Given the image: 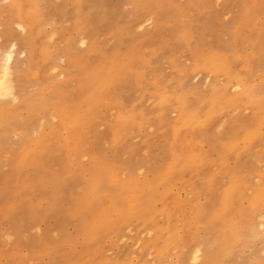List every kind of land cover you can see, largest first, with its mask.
I'll list each match as a JSON object with an SVG mask.
<instances>
[{"label": "rangeland", "instance_id": "374dc122", "mask_svg": "<svg viewBox=\"0 0 264 264\" xmlns=\"http://www.w3.org/2000/svg\"><path fill=\"white\" fill-rule=\"evenodd\" d=\"M135 2L0 0L2 64L16 45L0 96V264H264V0ZM91 72L111 83L86 107ZM43 98L75 119L41 112ZM55 173L72 190L50 210L32 183ZM94 174L105 194L85 235L71 211ZM121 185L140 186L135 205ZM114 204L123 218L102 212Z\"/></svg>", "mask_w": 264, "mask_h": 264}, {"label": "bare ground", "instance_id": "6f19581e", "mask_svg": "<svg viewBox=\"0 0 264 264\" xmlns=\"http://www.w3.org/2000/svg\"><path fill=\"white\" fill-rule=\"evenodd\" d=\"M7 1V0H6ZM14 1V0H13ZM136 2L135 3H137V4H139L140 6H144L145 4H147V2L149 3V1L150 0H135ZM25 5V4H24ZM14 7L15 8H19V5H18V3L17 4H15L14 5ZM14 10V9H13ZM7 16V15H6ZM1 18V17H0ZM18 18H19V23L20 24H22L23 25V22L21 21V19H20V17L18 16ZM17 19V18H16ZM9 20V19H8ZM11 22V21H10ZM19 26V25H18ZM18 28H21V26H19ZM21 31L23 30V29H20ZM7 31V30H6ZM4 33V32H3ZM10 34V33H9ZM12 34V33H11ZM32 34V33H31ZM7 35V34H6ZM11 36H13V35H11ZM9 38H10V36H8ZM14 37V36H13ZM20 40V39H19ZM22 40V39H21ZM31 42V41H30ZM33 43H34V41H33ZM34 45H35V47H36V44L34 43ZM33 45V46H34ZM30 46V45H29ZM34 47V48H35ZM10 52H7L6 54H5V56H4V59H5V62H4V60H3V57H1V59L3 60L2 62H4L3 64L1 63V65H0V96L1 95H3V94H5V93H7V94H10V93H13V90H14V87H13V83H12V81H11V79H10V75H11V77H12V74H11V66H10V62L12 61V58H13V56H12V54H13V52L15 51V49H16V45L15 44H11V46H10ZM32 49V48H31ZM37 49V48H36ZM35 49V50H36ZM37 51V50H36ZM2 54V53H1ZM32 55V54H31ZM39 55V54H38ZM31 60V59H30ZM34 61V60H33ZM35 62V61H34ZM37 65V64H36ZM20 66V65H19ZM116 67H117V65H112V66H110L109 67V69H108V72H109V74L111 75L112 73H114V71L116 70ZM123 67H124V65H123ZM31 69V68H30ZM101 72V71H100ZM33 74V73H32ZM37 77V76H36ZM104 77V75H102V74H100L99 72H91V73H87L86 75H85V82L86 83H88L89 85H95L96 87H95V93H93L92 95H89V96H87L86 97V99H85V101H84V105L86 106V107H89V106H91V104L93 103V101L97 98V96L100 94V93H102V90L104 89V86L106 85V84H109V83H111L110 82V79L109 80H106L105 78H103ZM20 80V79H19ZM83 80V79H82ZM236 89H238V88H236ZM243 91H244V93H247L248 94V92H247V90L246 89H244L243 88ZM13 95V94H12ZM16 97V96H15ZM19 97V96H18ZM7 98V97H6ZM9 98H11V97H9ZM12 99V98H11ZM16 99V98H15ZM13 100V99H12ZM22 104V103H21ZM24 104H25V106L26 107H29V105H30V102L29 101H24ZM16 106V105H15ZM24 106V105H23ZM40 107H41V112H44V113H46V112H53L54 113V115L62 122V124L64 125V124H66L67 123V121L68 120H71V119H75V116H76V111H74V110H72L71 108H68V107H61V105L59 104V106H57V105H51L50 103H48L46 100H45V98H43L42 100H41V104H40ZM257 111L258 112H264V106H263V104H262V102L261 101H259L258 103H257ZM5 113L4 112H2V111H0V128H2V126L4 125V122L6 121V116L4 115ZM34 115V114H33ZM74 116V117H73ZM258 118V117H257ZM249 121V120H248ZM256 120H254V122H255ZM42 123V122H41ZM6 126V125H5ZM40 126H42V125H40ZM1 131H3V134H8L9 133V130L6 128V127H3V129L1 130ZM50 131L51 132H54L55 131V127H50ZM17 134V133H16ZM20 137V136H19ZM29 141V140H28ZM23 142V141H22ZM29 144V143H28ZM30 145V144H29ZM1 151V150H0ZM23 158V157H22ZM22 158H20V159H22ZM183 162V161H182ZM26 163H27V161H25V160H23L22 159V161L20 162V164H19V168L21 169L22 167H24V166H26ZM24 168H26V167H24ZM34 169V168H33ZM192 169V168H191ZM190 169V170H191ZM16 170V169H15ZM73 170V169H72ZM193 170V169H192ZM20 171V170H19ZM18 172V171H17ZM21 173V172H20ZM14 174H16L15 172H14ZM12 175V174H11ZM10 175V176H11ZM68 175H69V179H76V172L75 171H69L68 172ZM9 176V178H11V177H13V176H11L10 177ZM20 176V175H19ZM16 177V176H15ZM107 177V176H106ZM18 178V177H17ZM66 178H67V176H66ZM40 179V181L39 182H33L32 183V188H34V187H37V186H42L44 189H46V190H49L50 191V193H51V206H48V209L50 208V210H52V207H53V205H54V207L56 206V203H58V201H59V194L62 192V191H65V189L66 190H72V186H69V182H68V180L67 179H62L61 178V176H59L57 173H55V174H50L48 177H46L45 179V181H42L41 180V178H39ZM103 181H104V178H103V176H102V174L101 175H98V174H94L93 175V177L91 178V180L89 179L88 181H87V185L85 186V190H83V191H85V192H83V194H82V197H80L79 198V201H78V203H76L75 205H74V208L72 209V211H71V214L72 215H76V216H80V217H78L79 219H80V222H81V227L83 228H85L84 230H85V235H89V233H91V226H94L95 225V223H94V221L91 223V225L89 224V222H88V212L90 213V211H92V210H94V209H99L100 208V197L102 196V195H104L105 194V192L103 191V189H102V185H103ZM109 181V180H108ZM32 182V181H31ZM168 182V181H167ZM30 183V182H29ZM15 184V183H14ZM73 184V183H72ZM167 184V183H166ZM25 185H26V182H25V180H21V182H20V184H19V186H21V188H22V186H23V188L25 187ZM106 185H107V183H106ZM113 185H114V183H113ZM120 185V184H119ZM18 186V187H19ZM28 186V185H27ZM17 187V188H18ZM30 187V186H29ZM66 187V188H65ZM5 190H6V192L5 193H7V190L9 191V189H12V184L10 183V179H8V178H6V180H5V182H4V187H3ZM20 188V189H21ZM64 188V189H63ZM120 188H121V193H120V196H119V200H124L125 198H124V195H125V193H127V192H130L129 191V189H133L134 190V193H135V195H133L132 196V203H133V205H135V201L136 200H138V199H140L141 198V195H138V190L140 189V186H134V187H132L131 185H128V186H126V185H121L120 186ZM15 189V188H14ZM63 189V190H62ZM84 189V188H83ZM118 190H119V188H118ZM105 191H107V190H105ZM152 191V190H151ZM15 192V191H14ZM17 192V191H16ZM148 192V191H147ZM109 193V192H108ZM0 194H3V193H0ZM10 194V193H9ZM110 194V193H109ZM16 195H18V194H16ZM20 195V194H19ZM18 195V196H19ZM14 196H15V194H14ZM13 196V197H14ZM17 197V196H16ZM161 198V197H160ZM156 199V198H155ZM143 201V200H142ZM117 202V201H116ZM152 202V201H151ZM106 203V202H105ZM104 203V204H105ZM13 204V203H12ZM151 204V203H150ZM23 206H24V209L27 207L26 206V203L24 202L23 204H22ZM21 205V206H22ZM140 206V205H139ZM148 207V206H147ZM9 208V207H8ZM22 208V207H21ZM140 208V207H139ZM13 209V208H12ZM16 209V208H15ZM36 209L37 208H32L31 210H34V211H36ZM106 209V208H105ZM22 210V209H21ZM140 210V209H139ZM22 211H24V210H22ZM133 211V210H132ZM155 211V210H154ZM153 211V212H154ZM12 212V211H11ZM14 212H15V210H14ZM20 212V211H19ZM18 212V213H19ZM104 214H108L109 212H114L115 214H117V216L119 217V218H123L124 217V215H125V209H124V207L123 206H121V205H118V204H114L113 205V207L110 209V210H103L102 211ZM127 212V211H126ZM10 213V212H9ZM49 213V212H48ZM133 214L135 213V211H133L132 212ZM138 213V212H137ZM136 213V214H137ZM12 214H14V213H12ZM150 214V213H149ZM11 215V214H10ZM9 215V216H10ZM36 215H37V213L36 212H34L33 214H32V216H33V218L34 217H36ZM95 215V214H94ZM94 215H93V217H94ZM15 216V215H14ZM101 215H99V217H100ZM261 216V215H260ZM93 217H92V219H93ZM110 217V216H109ZM259 217V216H258ZM96 218V217H95ZM117 218V217H116ZM119 218H118V220H119ZM78 219V220H79ZM95 220H97V219H95ZM111 221V220H110ZM124 221V220H123ZM257 221V220H256ZM264 221V220H263ZM109 222V221H108ZM111 222H113V220L111 221ZM261 222V221H260ZM101 223V222H100ZM260 224V223H259ZM90 226V227H89ZM80 227V228H81ZM98 227H100V226H98ZM259 227H263L262 225H260ZM107 228V227H106ZM262 229H264V228H262ZM100 229L98 228L97 229V231H99ZM92 236V235H91ZM158 237V236H157ZM166 237V236H165ZM84 238H86V237H84ZM162 239V238H161ZM160 239V240H161ZM71 241H73V240H71ZM155 242V241H154ZM73 243V242H72ZM170 244H172V245H175V244H177L178 243V240L177 239H175V238H171V240H170V242H169ZM69 244V243H68ZM149 244V243H148ZM180 244H182V242L180 243ZM214 244V243H213ZM212 244V245H213ZM156 245H157V242H156ZM211 245V244H210ZM199 246H202V245H199ZM198 246V247H199ZM154 247V246H153ZM215 248V247H214ZM48 250H51V252H53L54 250H55V246H52V247H48L47 248ZM195 249V248H194ZM210 251V250H209ZM50 252V253H51ZM192 252H193V249H192ZM200 256H201V252H200V250L198 249V250H196L195 252H193V255H192V257H191V259L192 260H194L195 262H197L198 261V259L200 258ZM157 257H158V255H157ZM11 258H12V256H11ZM202 259V258H201ZM11 261V260H10ZM52 264H54V263H52Z\"/></svg>", "mask_w": 264, "mask_h": 264}]
</instances>
